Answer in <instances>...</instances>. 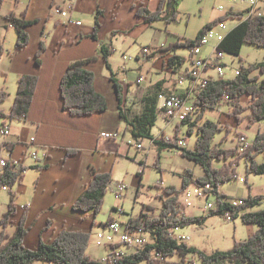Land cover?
Here are the masks:
<instances>
[{"label": "crops", "instance_id": "0c3cea01", "mask_svg": "<svg viewBox=\"0 0 264 264\" xmlns=\"http://www.w3.org/2000/svg\"><path fill=\"white\" fill-rule=\"evenodd\" d=\"M149 1H7L9 3V13H5L4 22L0 25V28L4 30V34L9 31V27L13 28L11 22L6 19L8 14H14L17 18H21L24 14L26 21L34 22V24L27 28L30 41L26 47L15 48L14 51L8 50L7 59L2 60L6 53L4 48V53L0 55V63L2 62L0 73L2 72L5 77V83L10 75L15 76L17 84L18 79L23 75L36 76L40 81V86L37 88L28 116L24 120H0V128L7 124L11 130L9 136L0 134V157L11 158L26 168L22 180L15 185L12 192L17 196L16 202L18 205L14 223L22 217L23 213H26L28 236H26L25 244L31 249H37L41 241L51 244L59 233L65 230L91 233L90 245L94 243L95 246L103 248L106 251L105 257L111 254L108 247L96 244L97 235L102 232L105 233L106 225L99 224L98 232L94 235L93 229L97 227V217L91 212L81 213L74 210V204L85 193L95 173H111L113 175L114 167L118 160L125 158L127 160H136L138 158L139 150H135V144H130L133 143L132 140L125 142L124 123L121 116L122 108L129 107L134 111L140 110V104L138 108L132 106L135 94L142 90L144 92L141 95L142 99L147 92L154 89H159L160 92L166 95L177 93L178 87H183L184 90L181 93H184L188 87L187 82L179 85L177 80L191 66L190 51L175 52L176 56L188 57V65L186 61L181 67H178L175 64L172 65L170 61L174 56V52L169 50V46L182 39H177L176 36L163 44L154 41V44L145 45L152 49L149 58H145L142 55V48L145 46L138 49L135 57L125 52L123 53L122 63L116 69L114 67L113 58L116 52L114 40L117 39V35L124 34L132 38L135 29L139 26L154 30L156 25L162 24L168 30L169 26L179 24L181 5L184 0L179 8L178 21L169 25L161 21L149 25L142 18L136 16L138 8H147L151 12H156L159 9L161 0H159L156 9L149 7ZM123 6L130 13V18L126 21L128 25L126 27H116L115 25L104 36L103 28H105L106 20H109L108 16H111L113 22H117L119 19L118 14ZM226 7H229V4ZM245 7L246 5H238L236 9L241 11ZM218 11L220 15L209 23L224 16L219 9ZM80 16H90L93 20L88 25L79 18ZM70 18L82 22V25L69 24ZM96 19L100 23L97 32H95ZM17 37L16 32V40ZM134 43L137 44L136 41ZM0 44L3 46L1 42ZM216 46L215 43H212L207 47H203L202 54L206 57L210 56ZM106 48L107 51H111V57L109 58L110 68L107 67L104 59V49L106 50ZM125 56L131 59L125 60ZM77 61H83L85 69L93 73L94 89L107 101V110L102 114L86 118L73 117L67 110L63 109L59 92L61 79L65 72L68 71L69 66ZM129 62L135 65L130 66ZM134 74H136L135 78ZM210 75L213 78L217 76L215 72H210ZM140 77H142V81H139ZM115 82L121 88L120 94H118ZM1 89L5 90V88ZM3 104H0V109L8 111L3 107ZM162 105H158L159 113L160 116L165 118L162 112ZM225 106L228 107L224 111ZM232 107V104H221L217 109L207 111L205 120L215 121L218 118L225 117L229 121L223 127H230V125L234 124L233 126L238 128L244 125V129L250 130V126L254 124L249 123V119L248 121L244 120L241 124L236 123V120L230 115ZM211 112L213 117L208 119V114ZM259 131L264 130L258 127L257 134ZM102 133L118 135V137L114 139L103 138L101 136ZM241 135L246 136L244 134ZM246 138L248 140V136ZM4 144H7V146H4L5 148L2 147ZM155 146L158 147L157 145ZM158 150L156 159L157 156L161 157L164 152L160 153ZM34 154H36V157H34ZM141 161V163L144 162L143 159ZM160 163L159 160V165H161ZM138 174L140 175V172ZM143 175L144 172L142 176L140 175L141 179H143ZM241 176L242 174H240V179L236 183L245 184L248 187L250 175L245 172V177ZM242 178L246 180L245 183H241L240 180ZM230 183L232 182H228L224 186ZM161 186H165L163 182ZM224 186L220 188V192L229 199L262 197L264 201V191H255V189L248 187V189L231 193L224 191ZM16 187L18 188L17 191H15ZM140 188L141 186L138 189ZM139 194L141 192L137 191L135 196L138 197ZM145 207H143V210ZM155 210L157 209L153 207V210L149 213L155 214ZM141 213L142 210L140 211ZM124 214L116 215L122 217ZM118 217L115 220H125L127 222L130 218L137 216H127L125 219ZM256 229L253 225L251 226V235ZM14 230L13 228L11 234H13ZM121 248L123 249V247ZM93 253L97 252L89 249V254L95 259L103 260L105 258H98Z\"/></svg>", "mask_w": 264, "mask_h": 264}, {"label": "trees", "instance_id": "16d2710c", "mask_svg": "<svg viewBox=\"0 0 264 264\" xmlns=\"http://www.w3.org/2000/svg\"><path fill=\"white\" fill-rule=\"evenodd\" d=\"M4 1L0 0V5ZM182 2L183 0H161L156 12H151L147 8H138L136 16L149 25L159 21L169 25L178 21ZM236 17L242 21L227 33L224 41L217 46V50L223 54L240 57L241 49L245 44L264 48V17L243 19L244 15L233 14L219 17L208 25L206 24L194 40L182 38L170 45L169 50L174 52L170 60L171 64L181 67L191 57L176 56L175 52L192 50L199 44L205 31L220 21L225 22ZM6 19L11 22V26L17 32L16 48L26 47L30 41L27 28L34 22L26 21L24 14L21 18L8 14ZM99 27L100 23L96 19L95 32ZM3 53L4 47L0 44V55ZM104 57L107 67L110 68L111 51H107V48L104 49ZM115 84L120 94L121 88L116 82ZM38 86H40L38 77L21 76L18 79L15 101L9 112L0 109V120H24L28 116ZM94 88V75L85 69L84 62L72 63L63 75L59 87L63 109L73 117L83 118L104 113L107 110V101ZM164 94L159 89H154L143 96L139 111H134L129 107L121 109L122 121L125 124L124 135L128 134L132 142L136 144L152 142L158 146L160 153L171 150L179 152L183 158L199 165L203 175L195 176L193 171L186 170L180 189L172 186L161 188L163 209L158 215L150 214L149 212L153 209L146 206L138 217L130 218L128 226L133 230H141L150 234V242L142 248L136 247L131 253L126 252L113 260L109 258L107 261L97 260L89 254L92 234L80 231L63 230L51 244L41 241L37 249L27 247L25 244L26 236H28L27 216L23 213L22 217L14 223L18 205L17 196L12 192L15 185L22 180L26 168L20 164L15 165V160L10 158L0 173V192L6 188L10 200L7 212L0 220V264H35L37 262H49V264H141L144 262L163 264L164 261L167 264L168 258L174 256H180L181 263L184 264L189 255H196L201 264H264V209L250 211L251 208L262 205V197L248 198L245 205L234 208L228 203L229 198L220 192L221 185L240 179L237 167L242 159L248 162L247 175L252 173L264 175V163L256 161L259 154L264 156V131H259L256 138L244 150L240 143L235 148L225 149L221 145L230 136L231 128L223 127L213 120H205L206 112L221 106L223 96L228 94L231 98L230 104L233 106L230 115L238 124L244 122L245 112L248 113L249 123L255 124L263 121L264 62L250 64L247 67L241 66L237 77L229 80H213L206 89L198 88L196 91V104L199 107L197 118L194 121L188 118L177 124L175 133L169 140H158L153 133V128L160 117L158 105ZM244 97L249 99L246 106L241 104ZM8 98L9 93L1 89L0 104L5 103ZM184 127H187L188 136L196 135L194 149L179 144ZM224 128L227 129V133L222 137L219 146L215 143V136ZM160 158L157 156L154 165L157 168ZM215 161L222 162L223 165L218 168L214 165ZM142 174L143 171L140 175ZM112 179L111 173H95L85 193L75 202L73 209L81 213L91 212L97 217L103 208ZM206 184L213 187L216 209L204 216H186L184 212L186 207L180 200V196L192 185ZM227 213L231 214L233 220L240 218L246 225L258 226L248 240L234 242L231 250H216L207 253L188 246L173 236L177 228L192 225L203 226L208 218L225 217ZM112 221L113 219L110 218L106 224ZM10 227L15 229L13 234L8 232ZM119 247L120 245L115 246L116 249ZM154 257H159L163 261L156 260Z\"/></svg>", "mask_w": 264, "mask_h": 264}, {"label": "rangeland", "instance_id": "374dc122", "mask_svg": "<svg viewBox=\"0 0 264 264\" xmlns=\"http://www.w3.org/2000/svg\"><path fill=\"white\" fill-rule=\"evenodd\" d=\"M8 1V0H7ZM5 0L2 5H0V25L4 22V15L8 12V4ZM7 3V4H6ZM159 0H150L149 7L156 9L158 6ZM222 4L227 6V0H184L181 5V15L179 24H174L166 29L165 25L158 24L154 30L147 29L144 26H139L135 29L133 36H126L124 34L117 35V39L114 41V46L116 48V52L114 53V67L115 69L122 63L123 53H128L130 56H136V52L140 47L145 45L154 44V41H158V43H166L169 40L175 37L179 38H187L194 40L198 31L202 30L205 24H208L214 18L220 15L218 11L219 5ZM258 7L260 9L264 8V0H261L258 3ZM129 10L126 7H122L120 10L119 19L122 22H113L111 16H108L109 20L105 22V28H103L104 36L105 33L108 34L110 32V28L114 27H126L128 22H126L129 18ZM63 18V17H62ZM84 22L88 25L91 24L93 18L90 16H80ZM65 19V18H63ZM238 25L237 19H230L227 21L228 29H232ZM107 36V35H106ZM5 38V40H3ZM16 32L13 28L9 27V31L4 34V30L0 28V42L3 44L5 48V55L2 57V60L7 59L8 50L14 51L16 48ZM137 42L135 44L134 42ZM181 52H186L188 50H180ZM260 62H264V48H259L256 46H252L251 44H245L244 47L241 49L240 57H236L230 54H224V73L225 77L224 80H229L234 77H237V72L240 71L241 66L247 67L248 65L257 64ZM187 65L189 61L186 62ZM128 64V63H127ZM130 66H134V63H130ZM0 69H2V62L0 63ZM4 73V72H3ZM0 90L1 88H5L10 95V98L3 104V107L10 110V106L15 101L16 93H17V80L14 75L8 76L5 81V77L0 73ZM137 74V73H136ZM134 74V78L136 77ZM184 90L183 87H178L177 93L180 94L181 91ZM144 92L139 90L135 97L132 100V106L138 108V105L141 104V95ZM248 97H244L241 100V104L246 106L248 104ZM160 104L162 105L164 100H160ZM230 104V103H229ZM227 103V105H229ZM228 106L224 107L227 109ZM247 112L244 113L245 120L247 119ZM212 112L208 114V119H211ZM221 126H225L228 124L227 118H218L215 120ZM237 123V121H236ZM256 124V125H255ZM254 125L250 126L249 129H244V125L236 128L230 125L231 134L228 139L221 145L222 148L229 149L235 148L237 144H239V137L241 134L248 136V140L251 143L254 138L257 136V129L258 127L261 130H264V120ZM125 130V124L123 131ZM164 132L165 135H174V130L171 124L167 122V119L163 118L162 116L159 117L157 120L155 127L153 128V133L156 136H160ZM227 133V129L224 128L223 131L218 132L215 136V143L220 146V142L222 137H224ZM181 138L185 139L187 142V146L189 149L195 148V140L196 135L188 136L187 128H183ZM130 137L128 134L125 135V142L130 141ZM1 142V139H0ZM135 144V143H133ZM144 149L139 150V155L136 160L129 159H121L118 160L115 164L113 175H112V182L108 193L105 196L103 208H101L100 214L97 216V227L93 229V234H97V228L99 224H106L108 220L116 219L118 215L117 213L113 212V209H117L125 213L122 217H118L120 219H125L127 216H137L140 214V211L143 210L144 206H148L153 209L156 208L155 214L158 215L162 208V190L163 187L172 186L177 189H180L182 186L183 177L186 175L187 171H193L195 176L203 175L202 168L199 165H196L194 162L189 161L186 158H183L179 152L177 151H164L161 155L159 167H155L156 164V154L158 147L153 145L150 142H144ZM7 146V144L2 145V147ZM135 147V145H134ZM5 148V147H4ZM134 150V149H133ZM132 150V151H133ZM136 150V148H135ZM134 152V151H133ZM17 155V154H16ZM5 157H0V160ZM144 160L143 168L141 165V160ZM256 161L258 163H264V156L263 154H259L256 157ZM214 165L218 168L223 165L222 162L215 161ZM248 167V162L245 159H242L239 166L237 167L238 174H242L241 177H245L246 168ZM141 171L144 172L143 179H141L140 175L138 174ZM1 173V169H0ZM248 179V187L251 189H255V191H264V175L263 174H249ZM30 176V175H29ZM141 179V181H140ZM28 180V179H27ZM162 182L165 186H161ZM234 181L226 186L221 185L220 188H223L224 191H228L231 193H236L238 190H245L248 189L247 185L239 184ZM119 183H124L127 186V190L124 191L122 194V199L119 200L116 198V186ZM141 184V185H140ZM141 186L140 189H138ZM193 185L191 186V189ZM18 188L16 187L15 191ZM137 191L141 192V194L135 196ZM184 195L180 196V200H184ZM161 198V199H160ZM9 194L3 189L0 192V220L5 212H7V206L9 204ZM205 201V200H204ZM198 199L192 200V206L188 207L186 211V215L191 216H204L211 211L204 210L205 202ZM212 201L215 202L214 197ZM264 202V201H263ZM207 203V202H206ZM260 208L264 209V203L261 206H256L251 208L250 211L259 210ZM122 215V214H119ZM123 221V220H121ZM125 221V220H124ZM17 222V221H16ZM126 222V221H125ZM127 221L126 223H128ZM252 225H246L240 218L235 219L233 221H228L225 217H210L206 220L203 226L192 225V226H184L181 228H177L174 230L175 236H186L189 238L186 241L188 246L195 247L200 249V251H204L207 253H212L216 250H231L234 246V242L237 241H244L248 240L251 236L250 228ZM254 227L258 228V226L253 225ZM1 231V229H0ZM13 231V227L8 229V232L11 234ZM105 233H108L109 230L105 229ZM123 250L131 253L134 251L135 248L127 247L125 245H121ZM89 249L91 251H95L97 253H93L98 258H103L106 255V251L103 248H99L92 243ZM125 252V253H126ZM155 258V257H154ZM156 259V258H155ZM157 260V259H156ZM163 261V260H160ZM166 261L163 262L165 264ZM180 256H174L172 258H168L167 264H182ZM35 264H49V262H37ZM141 264H147L146 262ZM184 264H201L200 260L196 257V255H189L186 258V263Z\"/></svg>", "mask_w": 264, "mask_h": 264}, {"label": "built area", "instance_id": "2783aa9c", "mask_svg": "<svg viewBox=\"0 0 264 264\" xmlns=\"http://www.w3.org/2000/svg\"><path fill=\"white\" fill-rule=\"evenodd\" d=\"M261 0H227V3L229 4V7L223 6L222 4L219 5L218 9L224 14V16H229L233 14H242L244 15L243 19H248L250 17H264V8L260 9L258 7V3ZM238 5H246V7L241 10L237 11L236 6ZM222 16V17H224ZM235 19L238 20V23H240L242 20L238 19L236 17ZM71 25H82V22L75 21L70 18L68 21ZM231 30V29H230ZM227 27V21L225 22H218L214 26H212L210 29L204 32V34L201 36L200 42L197 46H195L192 50H190V57H191V66L188 68L182 75L179 76L177 80V84L183 85L186 82L188 83L187 89L184 91V93L181 94H166L161 96V99L164 100V104L162 105V112L167 119V122L171 124L173 127V130L175 131L176 125L180 124L184 121H186L188 118L192 119L193 121L198 116V105L196 104L197 96L196 91L198 88H207L209 83L213 80L217 79H223L225 77L224 73V54L219 52L217 50V46H219L220 43H222L227 35V33L230 31ZM215 43L217 46L213 50V53L206 57L202 54L203 47H207L210 44ZM152 52V49L149 47H143L142 48V55L145 58H149L150 54ZM126 59H131L128 56H125ZM210 72H215L217 75L215 78L210 75ZM239 75V71L237 72V76ZM142 77L139 78V81H142ZM231 102V98L228 94H225L223 96V100L221 104H229ZM187 128V127H185ZM10 127L5 124L0 128V134L3 136H9L10 135ZM101 136L103 138H117L118 135H111L109 133H102ZM159 139H165L169 140L171 137L170 135H165L164 132L160 136H156ZM152 143V142H151ZM239 143L243 146L242 150H244L248 145L249 142L246 138V136L239 137ZM131 145L133 143H130ZM179 144L181 146H187L186 140L183 138L180 140ZM142 143H135L136 150H142L144 149ZM34 157H36V154H34ZM10 158H2L0 160V169H2L6 162ZM15 165H19L17 161H14ZM143 168V165H142ZM241 183H245V179L240 180ZM7 191V189L5 188ZM127 190V186L124 183H119L116 186V198L119 200L122 199V194L124 191ZM184 200H182V203L186 207V209L190 206H192V200L198 199L205 202L204 210L206 211H213L216 209V203L212 201V198L215 197V194L213 192V187L209 184L206 185H193V188L191 187L183 192ZM228 203L232 205L234 208H238L242 205H245L247 203V199H227ZM117 214H123L122 211H119L115 209L113 211ZM225 218L228 221H233V218L230 213H227L225 215ZM129 222L126 223L125 221H119L113 219L112 222H109L106 224L107 229L109 232L106 233H99L96 238V244L98 246H106L110 249L111 254H108L103 261H107L109 258L110 260L115 259V257H119L122 254L125 253V251L121 248V245H125L127 247H144L147 243L150 242L151 237L150 234L142 232L141 230H133L128 226ZM180 242H185L189 240L186 236H175ZM118 249L115 248V246H119ZM115 248V249H114ZM157 260H163L159 257H156Z\"/></svg>", "mask_w": 264, "mask_h": 264}]
</instances>
